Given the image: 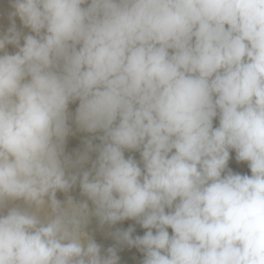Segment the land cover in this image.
<instances>
[{"label": "clouds", "instance_id": "1", "mask_svg": "<svg viewBox=\"0 0 264 264\" xmlns=\"http://www.w3.org/2000/svg\"><path fill=\"white\" fill-rule=\"evenodd\" d=\"M10 2L28 32L0 33V264H119L93 217L146 229L113 233L142 264H264V0Z\"/></svg>", "mask_w": 264, "mask_h": 264}, {"label": "rangeland", "instance_id": "2", "mask_svg": "<svg viewBox=\"0 0 264 264\" xmlns=\"http://www.w3.org/2000/svg\"><path fill=\"white\" fill-rule=\"evenodd\" d=\"M10 0H0V33L6 32L11 26L13 19L18 30H23L25 33L28 32L27 29H23L21 21L18 17H10V13L13 11L10 7ZM6 8V9H5ZM9 9V10H8ZM6 12H5V11ZM8 10V11H7ZM9 12V13H8ZM6 50L9 53H14L16 51L15 47L12 45H7ZM79 102L70 103L69 111L74 114ZM214 126H218V119L214 120ZM72 132L68 136L65 145V152L69 155H75L76 152L83 150L85 139L89 138L91 134L81 132L77 130V127L73 120L69 121ZM94 143H99V141H94ZM128 156L133 157L137 161L140 160V155L138 152H126ZM125 153V156L128 157ZM95 154H93V159ZM85 167H90V165H85ZM233 173H238L241 175H251L250 169L247 162H241L236 160L235 150H230V159L227 165ZM67 195H71L76 200L85 199L80 194L79 186L77 185ZM57 199L63 201L66 199V194L63 192H57ZM91 207V203L89 202ZM129 228L133 229L132 235L142 236L146 229H143L140 224L134 220H125L117 222L115 225H104L100 226L99 222L95 217L91 219L88 226L89 234L95 239V241L101 246L102 252H106L108 248L115 247L117 250V255L119 257V264H142L144 254L138 248L134 246H128L126 244H118L115 240L113 233L117 230H127ZM171 233V229H169Z\"/></svg>", "mask_w": 264, "mask_h": 264}, {"label": "bare ground", "instance_id": "3", "mask_svg": "<svg viewBox=\"0 0 264 264\" xmlns=\"http://www.w3.org/2000/svg\"><path fill=\"white\" fill-rule=\"evenodd\" d=\"M10 7H11V6H10ZM5 9H6V8H5ZM10 9L12 10V8H10ZM8 10H9V9H8ZM8 10H7V11H8ZM4 11H5V10H4ZM5 12H6V11H5ZM8 13H9V12H8ZM128 153H129V152H128ZM130 153H131V152H130ZM126 155H127V153H126ZM127 156H128V155H127Z\"/></svg>", "mask_w": 264, "mask_h": 264}]
</instances>
